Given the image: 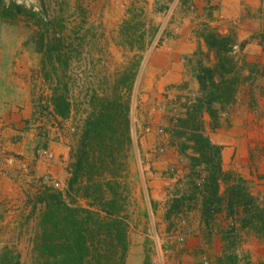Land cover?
Returning <instances> with one entry per match:
<instances>
[{"label":"rangeland","instance_id":"1","mask_svg":"<svg viewBox=\"0 0 264 264\" xmlns=\"http://www.w3.org/2000/svg\"><path fill=\"white\" fill-rule=\"evenodd\" d=\"M13 3L22 7L20 15L3 10ZM220 6L211 0H4L0 79L7 78L10 66V75H16V62L26 58L32 105L21 119L22 128L16 130L12 123L9 130L0 129V264H46L49 256L39 226L44 212L39 199L46 195H58L70 209L91 210L105 225L121 220L124 258L135 217L145 219L138 225L148 229L145 209L148 204L153 212L157 206L151 198L156 186L177 197L169 199L174 211L184 206L186 190L212 200L207 218L215 214L212 204L223 200L226 217L232 220L228 241L237 240V228L264 237V0H239L238 9L229 6L226 13ZM185 30L191 32L188 41L195 49L181 59L195 78L201 65L212 67L216 61L203 36L219 34L230 43L233 67L223 75L238 81L232 102L223 108L214 104V119L203 110L195 120L192 107L201 95L199 84L190 102L179 103L166 89L157 96L147 75L154 55L183 37ZM12 99L8 103L13 118ZM125 106L127 141L118 131ZM109 107L117 111L112 122L117 132L85 137L87 119L111 111ZM64 108L67 114L60 115ZM194 131L219 147L224 171L216 179L230 187L222 197L208 184L211 165L195 151ZM231 138L233 144L227 143ZM225 149L229 153L223 161ZM41 150L52 153L53 159H45ZM80 156L81 169L70 187ZM185 169L189 178L181 182L178 176ZM99 193L103 198L95 204ZM139 208L143 214L137 213ZM86 216L81 212L77 218ZM96 227L88 223V243L94 247L89 264H123L115 232L105 237L108 229L98 233ZM182 236L178 238L183 241ZM234 254L236 261L250 263L240 251Z\"/></svg>","mask_w":264,"mask_h":264},{"label":"crops","instance_id":"2","mask_svg":"<svg viewBox=\"0 0 264 264\" xmlns=\"http://www.w3.org/2000/svg\"><path fill=\"white\" fill-rule=\"evenodd\" d=\"M211 1H219L221 13H226L229 6H231L230 9H238L239 0ZM233 1L236 4H231ZM182 35L183 37L177 41L165 45L158 55H154L152 63L148 66L149 74H147L150 76L151 86L153 84L155 86L154 90L157 96L166 89L171 97L179 100V103L185 100L190 102L198 91L194 72L181 59V56L192 54L195 49L193 43L188 41L191 38V32L185 30ZM27 62L26 58L17 61L13 69L16 75L13 76L12 73L10 75L11 66L8 71L7 68H4L8 74L7 78L5 76L0 79V113L3 114L0 117V129L3 127V131L9 130V127L12 128V123L16 130L22 128L21 119L26 118L25 116L31 112V70ZM2 91H7V93ZM9 97L13 98L11 105L14 109L10 107L13 118L9 117ZM16 130L15 134L17 135L19 132ZM227 143L233 144V139L231 138ZM225 150L227 151L222 150L221 152L223 161L227 160L229 153V149ZM230 150L233 152L234 148L232 147ZM225 165L227 166V164ZM188 173V170L185 169L178 179L181 182L188 180ZM217 182L216 193L222 197L230 187L225 186L224 188L220 181ZM161 187L156 186L153 191L156 196L151 194L154 203L157 201L153 212L151 207L146 205L148 229L142 230L141 225H138V222L143 223L145 220L140 216L135 217L137 218L133 223L135 228L130 225V230H132L130 245L123 264H149L150 262L154 264H244L236 261L234 257V253L238 251L247 258L249 264H264L263 236L254 235L247 228L241 230L237 228L239 235L236 236L238 238L235 237L237 240L228 241L227 231L232 220L226 217L223 200H220L219 204H212L216 209L215 214L211 218H207L208 213L211 212L209 206L212 200H207L206 197L198 198L196 195L194 197V194L187 193L186 190L184 191V206L178 211H174L172 200L169 199L177 197L172 196V193L168 191L163 192ZM166 193H169V196H165ZM137 213L143 214L144 210L139 208ZM179 225H183L182 228H179ZM236 227L238 226L236 225ZM176 228L178 229L175 230ZM179 236L183 237L182 243L177 241ZM227 258L230 259V262L227 261Z\"/></svg>","mask_w":264,"mask_h":264},{"label":"trees","instance_id":"3","mask_svg":"<svg viewBox=\"0 0 264 264\" xmlns=\"http://www.w3.org/2000/svg\"><path fill=\"white\" fill-rule=\"evenodd\" d=\"M4 0H0V5ZM6 13L14 10L15 15H20L22 7L11 4L9 7L3 9ZM6 15V14H5ZM0 15V18H5L7 16ZM205 44L209 51L215 54V64L212 67L200 66L197 70L196 79L200 87L201 95L197 98L195 104L192 107V112L195 120L201 119V113L203 110L211 118L216 117V109L213 107L214 104L219 105L223 108L226 104L230 103L234 99L235 89L233 88L234 83H236L237 77L225 78L224 73H228L232 69V58L229 57L228 52L231 51L229 47L230 43L226 36L211 33L205 34L203 36ZM55 47L54 49H56ZM219 71L220 80L216 79V73ZM221 72V74H220ZM64 105L68 108V104ZM114 106V105H112ZM114 107H117L116 105ZM111 111L107 110L105 113H100V116L93 118L90 116L85 124L84 136L88 137L90 133H96L98 137L105 135L106 132H110L111 135L116 133L117 129L112 126L114 117L116 115L115 109L112 107ZM128 108L125 106L122 109V127L118 129L121 134H126L125 140L127 141L128 133ZM65 111V108H64ZM62 111L60 115H66V111ZM121 114V113H119ZM126 125V126H125ZM94 129V130H93ZM199 130V129H198ZM193 137L195 140L196 152L201 155V158L209 166L211 165V175L209 177V183L212 185V191L216 194L217 192V175L222 174L219 165V147L213 145L208 138L202 135V132H193ZM103 137H101L102 139ZM84 139V138H83ZM100 139V138H99ZM194 147V146H193ZM206 151V154L204 152ZM212 152L210 158H206L207 153ZM82 157L80 156L77 162H75L74 167L76 170L73 172L72 177L69 181V186L72 187L73 183L76 182L77 173L81 169ZM95 194V192H94ZM95 199V204L97 201L103 198L102 193H99ZM89 197V196H88ZM111 202V201H110ZM39 203L44 206L43 216L39 221V226L42 229L43 235L41 241L43 243L44 250L48 253L50 259L48 258L46 264H89L90 258L92 257V250L94 247L92 244L88 243V223H93L96 227V231L101 233L104 229H108L105 237L110 236L111 230L115 232V238L118 242H121L122 255L124 258L125 243L122 232L123 223L121 220H113L109 225H105L102 222H98L95 219L91 210L78 208L70 209L68 206L63 204L64 202L58 195H46L39 199ZM114 203L111 202V204ZM105 208H101L104 211ZM81 212L87 213V216L79 220V214ZM105 214H110L105 209ZM90 214V215H88ZM109 215V216H110ZM109 226V227H108ZM61 238V239H60ZM92 243V242H91ZM92 249V250H91ZM100 257V256H98Z\"/></svg>","mask_w":264,"mask_h":264},{"label":"built area","instance_id":"4","mask_svg":"<svg viewBox=\"0 0 264 264\" xmlns=\"http://www.w3.org/2000/svg\"><path fill=\"white\" fill-rule=\"evenodd\" d=\"M39 153L47 160H52L53 159V154L50 153L49 151H46V150H41L39 151ZM51 184L57 188L59 186V184L57 182H55L54 180H52L51 178H47ZM178 241L179 242H182V239L181 238H178ZM164 253V252H163Z\"/></svg>","mask_w":264,"mask_h":264}]
</instances>
